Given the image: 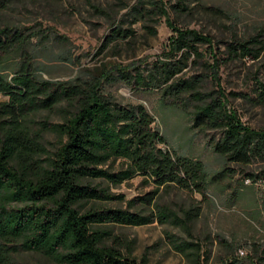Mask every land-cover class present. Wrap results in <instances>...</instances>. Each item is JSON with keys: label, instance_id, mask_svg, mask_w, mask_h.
Wrapping results in <instances>:
<instances>
[{"label": "rangeland", "instance_id": "rangeland-1", "mask_svg": "<svg viewBox=\"0 0 264 264\" xmlns=\"http://www.w3.org/2000/svg\"><path fill=\"white\" fill-rule=\"evenodd\" d=\"M180 1L189 4L187 11L174 8ZM156 2L166 9V15L153 11ZM201 2L222 12H204L196 0H0L1 28L13 26L26 34H36L22 55L7 56L3 74L11 78L17 64L25 60L44 80H98L109 100L146 107L155 119L154 128L166 138L163 149L204 163L206 195L175 187L161 190L158 195L157 203L182 218L186 212L199 210V216L186 229L158 223L115 226L116 240L109 246L139 264H264V179L253 182L247 178L260 172L264 163L250 167L228 163L213 148L222 132L194 127L197 103L189 95L169 98L162 88H138L134 83L138 74L148 76L155 65L182 60L183 52L174 51L173 42L183 31H196L208 41L197 43V55H186L187 68L175 80H201L200 92L220 97L227 113L244 126L264 130V108L251 100L257 82L264 84V51L256 60L233 58L227 52L231 42L264 35V0ZM135 6L152 13L135 21ZM115 28L132 31L133 35L112 41ZM7 100L0 95V101ZM44 122L61 124L62 114L41 110L29 116L28 125L33 133H39ZM40 134L37 140L42 149L49 154L55 152L59 137L50 131ZM43 150L40 155L45 158ZM106 168L118 172L125 165L118 160ZM92 184L121 196L106 202L105 207L144 214L154 211L139 204L130 207L138 196L155 190L144 177L120 185L103 180ZM167 234L194 244L196 253L177 251ZM14 258L20 264H57L30 252H18Z\"/></svg>", "mask_w": 264, "mask_h": 264}, {"label": "trees", "instance_id": "trees-1", "mask_svg": "<svg viewBox=\"0 0 264 264\" xmlns=\"http://www.w3.org/2000/svg\"><path fill=\"white\" fill-rule=\"evenodd\" d=\"M196 1L204 12H222ZM188 5L180 1L174 8L187 11ZM153 11L166 15V9L157 2ZM151 13L143 6L132 10L135 21ZM132 35V31L115 28L111 39ZM35 37L18 27H0V95L8 98L0 101V264H20L14 258L18 252L37 253L57 264H139L108 245L116 240L112 227L158 223L186 229L199 216V210L186 212L182 218L157 203L158 195L173 187L206 195L205 165L163 149L166 138L154 128L155 119L146 107L109 100L98 80H44L25 60L17 64L11 78L5 76L3 63L7 56L22 55ZM201 41L208 40L196 31H183L173 44L174 51L183 52L184 58L155 65L148 76L138 74L134 83L138 88H162L169 98L189 95L197 103L194 127L222 132L213 148L228 163L246 167L264 163V130L244 126L227 113L220 97L200 92L201 80H175L187 68L186 55H197V43ZM263 51V34L227 45L233 58L256 60ZM257 84L251 100L264 108V84ZM41 110L59 111L62 123L44 122L39 133H33L29 116ZM42 131L59 137L55 152L49 154L42 149L37 140ZM42 150L45 158L40 155ZM118 160L125 169L114 172L106 168ZM138 176L155 190L138 196L130 207H153L149 214L103 206L121 196L92 184L103 180L120 185ZM247 178L253 182L263 180L264 168ZM167 237L182 254L196 253L194 244L171 234Z\"/></svg>", "mask_w": 264, "mask_h": 264}, {"label": "built area", "instance_id": "built-area-1", "mask_svg": "<svg viewBox=\"0 0 264 264\" xmlns=\"http://www.w3.org/2000/svg\"><path fill=\"white\" fill-rule=\"evenodd\" d=\"M243 253V252H242Z\"/></svg>", "mask_w": 264, "mask_h": 264}]
</instances>
